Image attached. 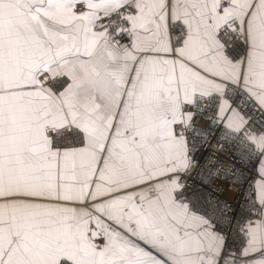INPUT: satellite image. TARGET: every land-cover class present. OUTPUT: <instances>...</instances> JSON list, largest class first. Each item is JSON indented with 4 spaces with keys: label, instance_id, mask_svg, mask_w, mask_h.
Here are the masks:
<instances>
[{
    "label": "snow or ice",
    "instance_id": "6c2138e0",
    "mask_svg": "<svg viewBox=\"0 0 264 264\" xmlns=\"http://www.w3.org/2000/svg\"><path fill=\"white\" fill-rule=\"evenodd\" d=\"M0 264H264V0H0Z\"/></svg>",
    "mask_w": 264,
    "mask_h": 264
},
{
    "label": "built area",
    "instance_id": "2783aa9c",
    "mask_svg": "<svg viewBox=\"0 0 264 264\" xmlns=\"http://www.w3.org/2000/svg\"><path fill=\"white\" fill-rule=\"evenodd\" d=\"M199 127H206V123L201 121L198 124ZM211 139V138H210ZM214 150V149H213ZM226 164L228 163V161L225 162ZM195 171V169H193V172ZM245 176L247 177V179L243 182L242 186H239L241 188L240 192L236 191V187L238 186H233L231 188H228L227 185L225 186V191L222 193H211L210 191H206V190H202L199 188V184H198V178L197 179H193L192 180V184L193 187L200 192L202 195H217L220 196L222 199L227 200L233 207V209H235L236 211H239V200L241 198V193L247 195L250 193L251 191V184L252 181L255 180L256 178V173L255 171H247L245 173ZM214 183H219L218 181H214Z\"/></svg>",
    "mask_w": 264,
    "mask_h": 264
}]
</instances>
